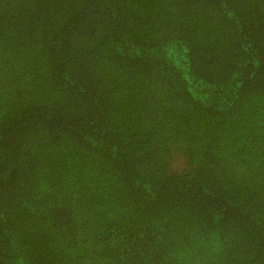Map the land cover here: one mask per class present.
Listing matches in <instances>:
<instances>
[{"label":"trees","instance_id":"16d2710c","mask_svg":"<svg viewBox=\"0 0 264 264\" xmlns=\"http://www.w3.org/2000/svg\"><path fill=\"white\" fill-rule=\"evenodd\" d=\"M0 264H264V0H0Z\"/></svg>","mask_w":264,"mask_h":264}]
</instances>
